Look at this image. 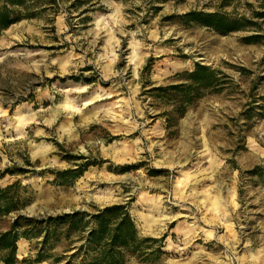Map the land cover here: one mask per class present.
<instances>
[{
    "label": "rangeland",
    "instance_id": "374dc122",
    "mask_svg": "<svg viewBox=\"0 0 264 264\" xmlns=\"http://www.w3.org/2000/svg\"><path fill=\"white\" fill-rule=\"evenodd\" d=\"M21 1L0 30V187L28 186L19 211L123 203L160 249L125 264H264V0ZM195 62L225 88L172 113L153 87ZM30 248L19 239L18 258Z\"/></svg>",
    "mask_w": 264,
    "mask_h": 264
},
{
    "label": "trees",
    "instance_id": "16d2710c",
    "mask_svg": "<svg viewBox=\"0 0 264 264\" xmlns=\"http://www.w3.org/2000/svg\"><path fill=\"white\" fill-rule=\"evenodd\" d=\"M0 30L21 18V0L0 1ZM264 12L257 13V15ZM199 22L218 32L226 33L243 28L241 18H230L219 12L186 13ZM262 35L252 33L244 37L256 42ZM179 82L155 86L153 90L169 95L175 102L172 113L182 115L188 105L202 97L208 90L219 91L225 88L228 75L218 69L195 62L192 70L179 72ZM264 100V95L259 97ZM264 106V103H262ZM249 110V109H248ZM169 115V113H166ZM73 170L59 172L61 183ZM261 175L259 167L250 171ZM262 176V175H261ZM28 186H21L16 180L0 187V264H35L48 261L50 264H125L131 257L147 261L159 251L153 248L154 237L139 235L135 222L123 203L104 207L74 209L49 214H28L19 210L32 199L25 195ZM11 220L4 224L6 216ZM30 242L29 254L18 258L19 239Z\"/></svg>",
    "mask_w": 264,
    "mask_h": 264
},
{
    "label": "water",
    "instance_id": "95a60500",
    "mask_svg": "<svg viewBox=\"0 0 264 264\" xmlns=\"http://www.w3.org/2000/svg\"><path fill=\"white\" fill-rule=\"evenodd\" d=\"M73 209H67L66 211H72ZM17 251H18V249H17Z\"/></svg>",
    "mask_w": 264,
    "mask_h": 264
}]
</instances>
